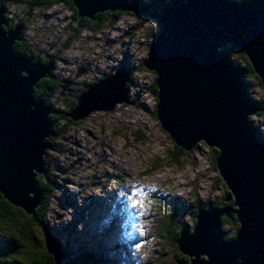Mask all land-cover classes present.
Segmentation results:
<instances>
[{"label":"water","instance_id":"obj_1","mask_svg":"<svg viewBox=\"0 0 264 264\" xmlns=\"http://www.w3.org/2000/svg\"><path fill=\"white\" fill-rule=\"evenodd\" d=\"M57 1V0H51ZM77 16L95 23L103 13L154 17L160 32L152 41L144 69L155 77V116L162 130L184 152L202 143L218 152L215 165L232 206L202 208L192 231L184 228L177 250L189 264H264V139L249 119L258 113L247 93L241 65L228 60L238 50L247 57L264 89V0H176L150 12L135 0H71ZM0 8V194L10 205L33 216L46 190L43 157L54 137L50 115L55 111L34 97L37 83L50 77L52 59L42 66L33 57L16 54L23 25L5 31ZM229 47V49H227ZM129 74L119 70L90 85L67 117L81 121L95 111L111 112L128 100ZM235 219L238 231L225 240L222 219ZM47 250L56 264L62 249ZM50 242V241H49Z\"/></svg>","mask_w":264,"mask_h":264},{"label":"rangeland","instance_id":"obj_2","mask_svg":"<svg viewBox=\"0 0 264 264\" xmlns=\"http://www.w3.org/2000/svg\"><path fill=\"white\" fill-rule=\"evenodd\" d=\"M4 17L20 24L24 20L25 37L37 54L54 59L52 71L61 82L71 79L94 85L120 68L134 71L128 85V100L134 104L117 105L111 112L95 111L76 122L63 111L76 108L78 94L62 96L67 92L60 89L50 98L52 115L62 114L56 119L58 136L52 137L53 148L48 150L46 222L72 262L88 264L82 262V255L98 250L100 257L91 264H189L186 256L177 257L173 237L184 228L192 231L197 206L218 203L227 191L219 182L213 149L198 144L182 151L153 115L154 75L139 67L147 58L156 23L120 15L113 24L102 20L93 31L78 28L77 39L68 45L73 20L64 2L33 9L29 20L23 5L8 4ZM84 64L89 68L77 74ZM246 83L247 93L262 110L249 121L264 139V91L254 79ZM172 155L177 164H170ZM137 189L140 194L133 195ZM134 203L142 207L133 208ZM174 208L175 213L169 211ZM221 231L233 237L229 224L222 225ZM49 236L48 243L55 249Z\"/></svg>","mask_w":264,"mask_h":264},{"label":"trees","instance_id":"obj_3","mask_svg":"<svg viewBox=\"0 0 264 264\" xmlns=\"http://www.w3.org/2000/svg\"><path fill=\"white\" fill-rule=\"evenodd\" d=\"M135 1L139 2L140 4L142 3V4H146V5L150 6V12L154 15L158 14L159 11L162 9V5L158 2V0H148V1L135 0ZM175 1L176 0H165V2L168 5H171ZM60 2L66 3L67 7L72 12L73 23L69 27L70 35L68 37V45H69V43H71L77 39V35L79 32L78 28H85L87 30L93 31V30H96L97 28H99L103 24L102 20H104V19H106V21H109V24H113L116 21V18L119 17L120 15H129V16H133V17L137 16V15L132 14V13H120V12L117 13V12H115V13L110 14L109 12H107L105 14L99 15L98 21L95 23L91 22L88 19H82L78 26H74V20L76 19L77 12H76V9L74 8V6L72 5L71 0H57L56 2L51 1V0H0V7H3L6 9V6L8 4L23 5L26 8V16H27L26 20H29L32 18L31 15H32L33 9L40 7V6H44V7L53 6V5L60 3ZM146 18L153 20L157 25L155 36L152 37L153 39L150 38L153 41L154 38L160 32L159 29L161 26H160L159 21L157 19H155L154 17H146ZM15 21H16L15 18L11 19V21L6 23V26L4 27V29L6 31H9L10 29L14 28V22ZM16 22H18L17 25L20 24V21H16ZM21 23L24 25V20H21ZM17 25H15V26H17ZM147 39L149 40L148 36H147ZM227 49H229V47ZM13 51L16 54L25 55L26 57L33 56L35 61L40 59L39 56L34 51V49L32 48L30 40L27 37H25L24 30L22 33V40L19 42H16L13 45ZM47 60L48 59H46L45 61H42V60H40V61H41V63H44V62H47ZM228 60H230V62L232 64H238V65L242 64V67L245 71L244 79L245 80L246 79L256 80L257 84L264 91V89L261 85L260 79L255 74L253 67L251 66V64L247 60V57L244 54H242L238 50H233V51L229 52ZM139 68L142 71H146L144 69L142 63H140ZM128 73H129V77H130L128 84H130L132 82V76L134 73L133 69L129 70ZM58 90H60V86H58L56 84V82H51L48 79H42L37 83L36 87L34 88L33 94H34V97L36 99H41L42 102L46 103V105L51 106L52 104L50 103V100H51L50 98L53 97V95H55ZM151 94L154 96L155 101L157 102V100H156L157 89L155 86V77L153 78V82H152ZM255 104H256L257 108L260 109V103L255 102ZM71 109H73V108H70L67 111H63L64 112L63 114H65L67 112L69 113L71 111ZM261 113H262V110L260 109L259 115H261ZM59 114H60V112L58 114H56V116H54V115L50 116V120L53 123V132H54L55 137L58 136V132H59L57 125H56V119H58ZM153 115L155 116V114H153ZM66 120L71 122L69 119H66ZM255 129L258 132L257 128H255ZM258 137L262 138L259 133H258ZM53 140H54L53 138L50 140V144L52 145L50 149L53 148ZM200 144H202V143H200ZM202 145H204V144H202ZM197 146L198 145H196V147ZM211 153L213 154V158H214V162H215L217 155H218V152L216 150H211ZM48 154H49V151H46V155L43 157V161H44L46 168H49V166H50ZM170 164H172V165L177 164V161L174 158V156L170 159ZM49 178H50L49 169H48V174H47V180H44L42 176L36 177L37 187L40 189L41 188L45 189L48 194H47V196H45L41 205L35 209L33 216H29L24 211L13 207L6 200H4V198L0 194V217H2L3 220L6 222V226L4 228H0V264H56L54 257L52 255H50L48 253V250H47L46 237L49 234H50V236L51 235L53 236V237L51 236V240L54 241L62 249L64 256H63V260H62L61 264H74L75 263V261L72 262V260H71V254L68 253L65 250V248L61 245V243L54 237L53 229L49 228L47 225V222H46L47 221V215H48V205L50 203V192H49L50 190L48 189L49 187H47L48 186L47 183H48ZM219 182H222V181L219 180ZM222 185L225 187L223 182H222ZM226 191H227V189H226ZM226 198H227V193H226V195H224L223 197L220 198V202L206 204L205 207H207V208L212 207L213 209L221 210L225 206H232L233 202L232 201L227 202ZM200 209L201 208H199L197 206L196 212L194 214V222L195 223H196V215ZM169 211H172L173 213H175V211H177V210L174 208V209H169ZM225 223L229 224L233 228L235 233L238 231V225H237L235 219L227 220V219L223 218L222 219V225H225ZM32 228L36 229V231L39 233L38 234L39 237L35 234V232ZM11 229L18 230L21 234H23L27 238L28 242L27 243L17 242L12 237ZM166 233L170 234L169 231ZM179 233H180V231L172 239V243H173L174 247L176 246V248H177L176 241L179 237ZM234 236L229 239L224 235V239L225 240H233ZM161 238H164V236L162 235ZM119 248H121V247L116 246V249H119ZM99 253H100V251H98V250L96 252H93V253L87 252L85 255H82V262L91 264L92 261L94 259H96L95 257H100V256H98ZM103 253L105 254V252H103Z\"/></svg>","mask_w":264,"mask_h":264},{"label":"flooded vegetation","instance_id":"obj_4","mask_svg":"<svg viewBox=\"0 0 264 264\" xmlns=\"http://www.w3.org/2000/svg\"><path fill=\"white\" fill-rule=\"evenodd\" d=\"M118 13V12H117ZM80 24V23H79ZM78 24V25H79ZM78 25H74V26H78ZM37 54V53H36ZM38 56H39V60H34V57H33V61L34 62H37V61H39L40 62V64L42 65V66H44L47 62H44V63H41V61L40 60H42V61H45L46 59H48V60H50V59H52V57H48V56H46V57H43V56H41V55H39V54H37ZM47 60V61H48ZM54 59H52V61H53ZM65 63V62H64ZM85 65V67H82V68H79L78 69V72H77V74H83V73H85L86 72V70L89 68V67H87V64H84ZM53 63H52V69H51V72H50V77L49 78H46V79H48L49 81H51V82H56V84L58 85V86H60V89H61V91H65V92H67V93H60L62 96H64V95H68V96H74V93H76V95L78 94H80V93H82V92H84L90 85H92V83L91 84H89L88 82H81L80 84L79 83H77L76 81H73V80H71V79H69V80H64V81H59L58 79H56L55 78V76H54V73H53ZM119 70H126L127 72H129V70H131V68H129V70L128 69H124V67L123 68H120ZM119 70H117V71H119ZM116 71V72H117ZM129 74V73H128ZM112 75V74H111ZM106 77H108V76H106ZM106 77H104V78H106ZM103 78V79H104ZM129 83V82H128ZM128 85L129 84H127V88H128ZM74 86H76V87H74ZM73 94V95H72ZM77 95V96H78ZM77 96H75V99H77ZM63 98V97H62ZM66 101H68V102H70L71 100H66ZM73 102H75V101H73ZM177 257L179 258V259H186V257L184 256V255H182V254H180L179 252H177ZM184 262V261H183ZM187 263V262H186Z\"/></svg>","mask_w":264,"mask_h":264},{"label":"snow or ice","instance_id":"obj_5","mask_svg":"<svg viewBox=\"0 0 264 264\" xmlns=\"http://www.w3.org/2000/svg\"><path fill=\"white\" fill-rule=\"evenodd\" d=\"M140 191L139 189H137L133 195H139L140 194ZM132 207L133 208H137V207H142V205L140 204H132ZM6 226V222L3 220L2 217H0V228H4ZM11 233H12V237L19 243H27V238L21 234L18 230L16 229H11Z\"/></svg>","mask_w":264,"mask_h":264},{"label":"bare ground","instance_id":"obj_6","mask_svg":"<svg viewBox=\"0 0 264 264\" xmlns=\"http://www.w3.org/2000/svg\"><path fill=\"white\" fill-rule=\"evenodd\" d=\"M231 1H232V2H235V1H233V0H231ZM244 1H248V0H241V2H244ZM0 8L4 9V11L6 12V9H5V8H3V7H0ZM9 20H10V18H9ZM9 20H6L5 17H4L5 25L3 26V29H4V27L6 26V23L9 22ZM22 25H23V24H22ZM156 27H157V26H156ZM158 28H159V27H158ZM12 29H13V28H12ZM23 29H24V26H23ZM4 30H5V29H4ZM159 30H160V29H159ZM5 31H6V30H5ZM157 31H158V30H157ZM112 75H113V74H112ZM45 104H46V103H45ZM120 104H124V105H128V106H129V105H132V104H126L125 102H124V103H120ZM120 104H118V105H120ZM254 104H255V103H254ZM116 106H117V105H116ZM255 107L257 108L256 104H255ZM255 114H257V113H253V114L251 115V117L254 116ZM256 132H257V131H256ZM257 136H258V132H257ZM259 138H260V137H259ZM261 139H262V138H261ZM50 148H51V147H50ZM50 148H49V149H50ZM49 149H48V150H49ZM48 150H46V151H48ZM216 170H217V169H216Z\"/></svg>","mask_w":264,"mask_h":264}]
</instances>
